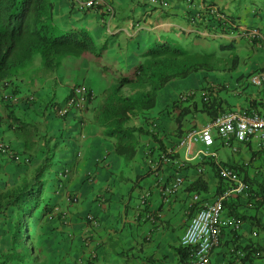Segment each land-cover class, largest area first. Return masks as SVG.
<instances>
[{"label":"crops","instance_id":"0c3cea01","mask_svg":"<svg viewBox=\"0 0 264 264\" xmlns=\"http://www.w3.org/2000/svg\"><path fill=\"white\" fill-rule=\"evenodd\" d=\"M50 1L61 30L86 31L98 48L106 47L101 63L124 76L133 74L141 54L158 40L177 41L187 51L212 54L220 61L215 71L168 82L152 110L129 118L125 128L143 132L132 156L116 155L115 140L104 135L107 110L102 106L118 81L101 67L66 58L46 70L36 57L12 78L11 90L5 92L34 101L11 104L0 97V141L34 167L47 164L40 182L52 218L40 223L36 244L22 260L5 264H185L180 239L198 207L192 197L212 202L226 190L211 160L196 155L198 149L216 153L220 162L236 168L245 186L222 213L235 218L239 227L222 232L209 264H258L264 259L262 133L237 144L235 151L222 147L214 129L208 130L206 145L195 144L190 153L178 142L192 130H204L223 112L264 116V85L255 88L248 82L252 74L264 71V0H106L114 9L111 16L81 14L67 0ZM208 6L225 16V24L206 12ZM195 12L201 18L192 25L189 16ZM252 29L259 37L249 40L246 34ZM76 85L96 94L82 128L74 114L59 117L50 109L53 103L62 105ZM124 91L122 87L124 96L132 94ZM152 121L158 125L156 136ZM165 150H172L173 161L183 165L170 163L152 173L148 154ZM8 161L0 155L1 167ZM64 168L70 170L66 178L61 177ZM176 177L183 179L181 188L164 197L165 186ZM68 194L77 198L75 204L66 202ZM246 250L254 254L242 261Z\"/></svg>","mask_w":264,"mask_h":264},{"label":"trees","instance_id":"16d2710c","mask_svg":"<svg viewBox=\"0 0 264 264\" xmlns=\"http://www.w3.org/2000/svg\"><path fill=\"white\" fill-rule=\"evenodd\" d=\"M53 11L50 0H0V82L16 77L36 57L46 70L54 69L66 58L83 59L101 67L118 81L102 106V110H107L104 135L115 140L114 152L118 156H132L137 135L143 133L141 129L125 128L133 114L152 110L158 92L168 82L186 79L199 71H215L220 61L212 54L187 51L177 41L158 40L141 54L142 62L133 74L124 76L120 70L101 63L105 46L98 48L84 30H61ZM125 86L133 90L131 95L120 93ZM46 166L38 167L32 176L24 172L15 183L0 189V222L8 227L10 237L5 246L0 240V264L22 260L36 244L40 223L50 221L52 209L42 190L45 184L40 182ZM261 197L264 199V194ZM182 253L187 261L189 251L182 248ZM253 254L248 250L241 260L247 261L246 257Z\"/></svg>","mask_w":264,"mask_h":264},{"label":"built area","instance_id":"2783aa9c","mask_svg":"<svg viewBox=\"0 0 264 264\" xmlns=\"http://www.w3.org/2000/svg\"><path fill=\"white\" fill-rule=\"evenodd\" d=\"M67 1L81 14L94 11L100 15L105 14L111 16L114 13L113 7L106 0ZM163 5L166 6L164 3ZM206 12L216 21L225 24V16L215 7L208 6ZM200 18V13L195 12L190 14L189 21L194 25ZM103 20H106L105 17ZM231 26L233 27V25ZM246 36L249 40H254L259 37V32L257 29H252ZM248 82L254 87L261 88L264 85V71L252 74L248 78ZM1 86L2 88L9 89L10 82L3 81ZM95 97V93L90 90V88L84 85H76L71 89L62 105L52 104L50 108L52 112H55L59 117L74 114L78 119L79 128H82L85 125L84 115L91 103L95 100ZM3 98L12 102L18 101L17 97L8 94L3 95ZM33 101V97H27L23 100V103L29 105L33 103ZM182 101H187V99H182ZM150 127L152 135L156 136L159 131L157 123L152 121ZM209 129L215 130L223 148L232 151H235V146L237 144H246L256 134L262 133L259 144L261 148H264V116L255 112L246 114L241 111L221 113L215 117L212 123L204 130H192L188 132L179 140L178 147H184L185 150L190 153L195 144L199 143L206 145L208 141L207 132ZM84 137L83 135L81 136L82 139ZM172 153V150H165L157 156H154L153 153H149L147 157L149 170L156 174L170 163H176L178 167L180 165L182 166L183 164L173 161ZM0 155L15 162H20L22 160L21 156L15 153L8 143L3 141H0ZM196 155L211 160L219 180L226 185V190L212 202H205L201 200L198 195L192 197V201L197 204L198 207L180 239V246L189 251V256L185 264H209L212 252L220 246L222 232L226 229L237 230L239 227V222L235 218H224L222 213L224 205L229 203L235 196L242 194L245 186L239 176L238 170L220 162L216 153H208L203 149H198ZM190 160L191 159L188 158L185 159L186 162ZM247 165L248 163H244V167H247ZM61 173H63L61 177L66 178L69 176L70 170L64 168V171ZM198 173H202V169H199ZM182 183L183 179L181 177L174 178L165 186L162 195L164 197L174 196L181 188ZM56 187L60 192L63 187L62 182H59ZM64 196L66 202L69 204H75L77 202L75 196H71L70 194ZM48 218L51 219L52 216L49 215ZM61 218L64 219L65 216L62 214ZM88 220L93 226L97 225V221L93 217H88Z\"/></svg>","mask_w":264,"mask_h":264},{"label":"rangeland","instance_id":"374dc122","mask_svg":"<svg viewBox=\"0 0 264 264\" xmlns=\"http://www.w3.org/2000/svg\"><path fill=\"white\" fill-rule=\"evenodd\" d=\"M124 92H126L127 94H131L133 93V90L129 86H125ZM37 168L38 167H34L31 163L29 164V162L23 163L8 161L7 164L3 167L0 166V189L7 186V184L11 185L12 183H15L17 180L20 179V175L22 176L24 172H27V174H30V176H32ZM7 229L8 227L5 228L4 225H1L0 222V240H3V246L7 244V241L10 238ZM258 264H264V259L260 260Z\"/></svg>","mask_w":264,"mask_h":264},{"label":"clouds","instance_id":"9594fccd","mask_svg":"<svg viewBox=\"0 0 264 264\" xmlns=\"http://www.w3.org/2000/svg\"><path fill=\"white\" fill-rule=\"evenodd\" d=\"M3 81H9L10 82V88L9 89H5V88H2V86H1V83L3 82ZM3 81H1L0 82V97H1V99L4 101V102H8V103H11V104H13V103H15V102H12V101H8V100H5L4 98H3V95H5V94H8V95H11V96H15V97H17L16 95H14V94H12V93H7V92H5V90H11V85H12V78L11 79H5V80H3ZM85 86V85H84ZM87 87V86H86ZM91 90V89H90ZM95 96H96V94H95ZM27 98V97H26ZM18 99V101L20 100V101H22L21 99H19V98H17ZM23 100H24V98H23ZM95 100H96V97H95ZM94 100V101H95ZM93 101V102H94ZM21 103H23V101L21 102ZM24 104V103H23ZM53 104H56V103H53ZM25 105V104H24ZM52 105V104H51ZM51 107V106H50ZM51 109V108H50ZM3 142H5V141H3ZM7 143V142H6ZM13 150V149H12ZM16 153V152H15ZM18 153V152H17ZM19 154V153H18ZM20 155V154H19ZM21 156V155H20ZM21 158H22V156H21ZM7 159V158H6ZM9 160V159H8ZM9 161H12V160H9ZM20 162H23V163H26L25 162V160H24V158H22V160L20 161ZM28 163V162H27Z\"/></svg>","mask_w":264,"mask_h":264}]
</instances>
